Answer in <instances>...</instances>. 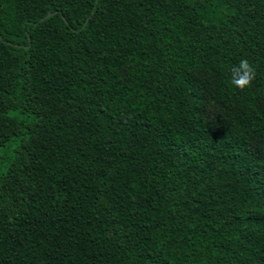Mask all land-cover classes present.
<instances>
[{"label": "trees", "instance_id": "1", "mask_svg": "<svg viewBox=\"0 0 264 264\" xmlns=\"http://www.w3.org/2000/svg\"><path fill=\"white\" fill-rule=\"evenodd\" d=\"M0 264H264V0H0Z\"/></svg>", "mask_w": 264, "mask_h": 264}, {"label": "clouds", "instance_id": "2", "mask_svg": "<svg viewBox=\"0 0 264 264\" xmlns=\"http://www.w3.org/2000/svg\"><path fill=\"white\" fill-rule=\"evenodd\" d=\"M229 71V84L241 91L250 87L256 77V70L247 58L241 59Z\"/></svg>", "mask_w": 264, "mask_h": 264}, {"label": "rangeland", "instance_id": "3", "mask_svg": "<svg viewBox=\"0 0 264 264\" xmlns=\"http://www.w3.org/2000/svg\"><path fill=\"white\" fill-rule=\"evenodd\" d=\"M219 112L220 110L217 106L208 105L205 114L207 118H209L210 120H214L216 115L219 114Z\"/></svg>", "mask_w": 264, "mask_h": 264}]
</instances>
